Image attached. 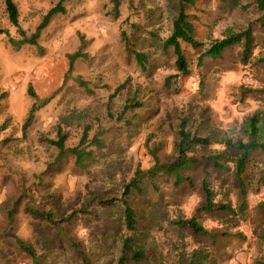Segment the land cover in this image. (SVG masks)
<instances>
[{"label":"rangeland","instance_id":"374dc122","mask_svg":"<svg viewBox=\"0 0 264 264\" xmlns=\"http://www.w3.org/2000/svg\"><path fill=\"white\" fill-rule=\"evenodd\" d=\"M14 1L19 24L30 35L59 0ZM114 2L63 0L64 11L50 17L37 44L15 48L8 36L20 34L0 0V26L8 30L0 34V264H84L65 237H53L49 247L38 250L40 262L33 263L15 237L30 239L56 227L32 215L26 203L66 214L85 209L65 223L67 232L94 264H117L121 235L129 233L119 199L122 190L137 166L147 168L153 162L152 147L158 146L161 161L174 157L180 117L187 116L191 132L211 137L207 146L192 147L191 153L200 155L226 149V138L245 139L244 126L254 110L264 116V66L259 60L264 54V18L253 0L196 1V30L204 46L228 29L249 25L253 48L246 62L238 42L219 57L204 56L197 65L200 51L183 42L191 74L178 81H173V50L163 46L177 11L175 0H133V5L118 0L117 16ZM130 22L136 24V48L147 56L143 68L126 55L120 38L121 27L129 29ZM77 49L83 56L74 59L72 72L65 75L69 54ZM29 82L38 97H50L23 130L33 100L27 93ZM57 126L66 133V146L77 144L88 127L83 144L93 148L96 157L85 168L76 166L70 154L54 164L58 148L44 138H55ZM95 133L104 145L89 143ZM234 159L235 152L227 148L221 158L225 167L209 161L205 170L213 200L237 209ZM201 167L188 171L190 184L185 180L176 185L172 175L160 173L154 180L145 178L141 192H130L139 212L138 228L155 250L157 264L186 263L198 248L205 254L198 264H264V153L252 151L241 174L247 197L243 212L196 213L212 235L193 234L173 221L190 217L205 203ZM98 198L116 200L106 206ZM16 199L13 223L8 225L7 210Z\"/></svg>","mask_w":264,"mask_h":264},{"label":"trees","instance_id":"16d2710c","mask_svg":"<svg viewBox=\"0 0 264 264\" xmlns=\"http://www.w3.org/2000/svg\"><path fill=\"white\" fill-rule=\"evenodd\" d=\"M63 0H59L56 4L51 6L44 14L42 20L36 26V29L30 35H26L23 28L18 21V8L14 0H4L5 9L9 21L16 26L20 37L15 38L11 35L8 36L9 43L18 48L21 44L32 43L37 44V37L40 30L48 23L50 17L59 11H64L62 5ZM114 15H118V0H114ZM197 0H175L176 13L172 17V27L170 33L164 38L163 46L171 47L175 55L174 64L177 72L174 74V80L178 81L179 78L188 76L191 74L190 61L183 47V42L189 44L194 49H198L200 53L197 56V65L202 63L204 56L219 57L222 51L228 47H231L235 43H242L241 58L243 62H246L252 52L253 48V34L252 29L248 25L240 30L228 29L221 37H214L208 46H204L205 43L198 38L196 23L198 14L195 12ZM239 0H232L234 4H238ZM256 7L262 11V17L264 18V0H253ZM130 5H133V0H129ZM192 8V10L190 9ZM194 9V10H193ZM136 24L130 22L129 29L121 27L120 38L123 41L124 49L127 56H133L138 64L143 68L147 59L146 54L136 48ZM8 34V30L0 26V34ZM83 56L79 49L69 54V62L65 75L72 72L74 67V59L77 56ZM259 60L264 66V54L259 57ZM77 81L85 85L86 81L80 76H76ZM202 79L199 80V84L202 85ZM27 93L33 97V100L29 106L26 117L24 119L22 128L23 130L32 122L35 111L43 106L49 100L50 96L38 97L37 93L33 89L32 84L29 82L27 85ZM127 103L124 104V109L127 108ZM263 114L260 110H254L248 117L244 126L243 134L245 139L238 138H226L224 143L226 149L219 150L213 153H206L196 155L191 153V149L194 145L199 144L201 146H207L211 142V137L205 135H198L191 132L188 128L187 116H182L178 122V139L174 142L175 155L169 161H161L157 155L158 146H154L150 149L153 162L147 167L142 168L137 166L133 176L125 184L122 190L120 200L123 204V215L126 228L129 233H123L121 235V243L119 254L117 256V264H157V255L154 249L146 242L145 232L138 228L139 212L137 208L131 204L130 192L132 189L141 192L142 184L145 178L148 180H154L160 173L170 174L174 177V183L179 185L183 181L192 183V175L188 173L189 170H194L198 166H202L204 169V176L202 178V187L205 191L206 201L203 205L196 208L193 215L186 218H177L174 223L180 227L189 229L196 235H212L201 223L198 221L196 213L205 210L207 212L214 211H228L234 213L235 211L243 212L247 206V197L245 184L242 180L241 174L245 170L246 162L248 161L250 154L254 150H260L264 153V126L262 124ZM0 124V128H2ZM98 133L93 134L89 143H94L97 146L104 145L102 138L98 136ZM88 137V127H85L82 131V135L77 144L73 146L65 145L66 133L62 131L61 126H57L56 137H46V141L54 144L58 148V152L54 159V164H59L60 161L66 158L69 154L73 156L74 164L78 167L85 168L90 162L95 159V153L93 148H89L84 145L83 142ZM232 149L235 152V174L239 182L240 201L237 209L231 204L226 202H215L213 200V192L209 188L207 181V171L205 170L206 164L211 161L212 165L216 168L225 167L221 158L225 155L226 150ZM94 196V194H93ZM90 196L86 201V204L90 203L93 199ZM115 198H98V202L102 205H111L115 202ZM19 199H16L13 205L7 210V223L11 225L13 223L14 213L16 211ZM26 209L34 216L44 220L48 224L54 225L53 231L50 232H38L30 239H23L16 236V243L19 248L25 251L31 258L33 263L40 262L39 249H45L52 243L54 237L58 240L61 237H65L70 246L81 258L84 264H94L93 260L89 257L87 252L80 247V242L76 240L71 234L67 232L65 223L69 222L79 211H85L83 208L74 209L70 213L66 214L64 211H55L51 208L43 209L25 204ZM51 241V242H50ZM205 254L200 248L194 250L191 258L186 263L181 264H198L202 263Z\"/></svg>","mask_w":264,"mask_h":264}]
</instances>
